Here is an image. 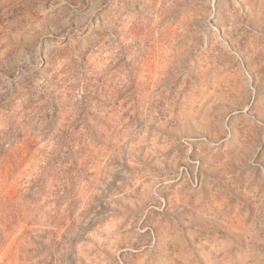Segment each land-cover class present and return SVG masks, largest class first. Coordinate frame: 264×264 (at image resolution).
<instances>
[{
  "label": "rangeland",
  "instance_id": "1",
  "mask_svg": "<svg viewBox=\"0 0 264 264\" xmlns=\"http://www.w3.org/2000/svg\"><path fill=\"white\" fill-rule=\"evenodd\" d=\"M0 264H264V0H0Z\"/></svg>",
  "mask_w": 264,
  "mask_h": 264
}]
</instances>
